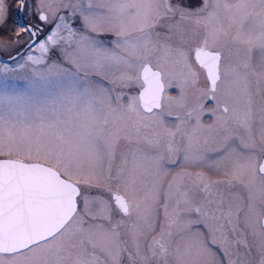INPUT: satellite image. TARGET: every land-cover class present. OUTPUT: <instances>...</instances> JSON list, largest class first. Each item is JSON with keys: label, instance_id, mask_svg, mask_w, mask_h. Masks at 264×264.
Instances as JSON below:
<instances>
[{"label": "snow or ice", "instance_id": "1", "mask_svg": "<svg viewBox=\"0 0 264 264\" xmlns=\"http://www.w3.org/2000/svg\"><path fill=\"white\" fill-rule=\"evenodd\" d=\"M19 6L51 27L0 87V264H264V0Z\"/></svg>", "mask_w": 264, "mask_h": 264}, {"label": "rangeland", "instance_id": "2", "mask_svg": "<svg viewBox=\"0 0 264 264\" xmlns=\"http://www.w3.org/2000/svg\"><path fill=\"white\" fill-rule=\"evenodd\" d=\"M27 2L31 4L32 0H27ZM180 2L184 6L189 8L198 7L200 4V0H180ZM5 4H6V15L3 19V22L0 23V45L8 44V47L7 48L0 47V54L2 55V57H4V58H0V69L3 68V65L7 64L9 68H12L14 70L9 71L7 73L0 72V87H2V82L6 80L10 86V90H12V86H14L15 90H23L27 88L32 81L38 79V77L34 74L31 65L25 68L19 67V65L26 63V57L27 54H29V47L32 44L33 38L29 35L27 31H20L21 28H26V26L23 24L21 19L22 10L20 9L19 6V0H5ZM22 16L24 18V21H26V19L32 21L35 24V26H37L42 30L41 33L38 35L40 37L44 36L51 27V25L45 24L44 22L40 21L36 13L33 10H30L29 8L23 9ZM17 32H20L19 42L11 43L16 39ZM101 38L111 39L110 37H101ZM12 57L14 58L11 59ZM6 59H11L14 61L9 63L5 61ZM48 63L49 64L59 63L64 67H71L69 64H67L66 61L63 60V57L59 52V50H53L48 54ZM39 67L42 70L44 66H39ZM80 75L81 77H83L84 75L83 72H81ZM89 76L93 80L102 79V77L96 76L93 73H89ZM50 79L54 80V78H50ZM103 83L107 84L108 82L107 80H104ZM203 83L204 80L202 78V85ZM123 91L129 95H136L139 92V88L134 86L133 88L124 89ZM167 92L171 96H176V92H178V90L168 89ZM169 122H171V120H169ZM204 123L206 124L211 123V120L206 116L204 117ZM203 170L208 172V174L213 179H215V177L216 179H224L223 176H220L208 169H203ZM233 191H235V189H233ZM251 241L252 238L251 236H249L248 242L250 245H251ZM248 254L250 257L248 256L247 262H249V264H258L259 253L256 251L254 246L252 247L251 253Z\"/></svg>", "mask_w": 264, "mask_h": 264}, {"label": "flooded vegetation", "instance_id": "3", "mask_svg": "<svg viewBox=\"0 0 264 264\" xmlns=\"http://www.w3.org/2000/svg\"><path fill=\"white\" fill-rule=\"evenodd\" d=\"M26 22L30 25H32L33 29L36 30V29H40L38 28L37 26H35V24L32 22V21H29L26 19ZM41 33V31L38 32V35ZM27 47V46H26ZM24 49V48H23ZM22 51V50H21ZM20 51V53H21ZM4 60V59H3ZM5 61L11 63L12 61L14 60H11V59H6ZM203 78V77H202ZM202 78H201V84H202ZM178 95V92H176V96ZM212 104L211 102L208 103L207 107H211ZM206 117V116H205ZM208 118V117H207ZM169 120H171V118H169ZM213 179V178H212ZM216 179V177H215ZM241 227H243V224L241 223ZM251 244H253V241H251ZM214 248L216 246H213ZM249 251L248 249H246L242 244L240 245H236V244H233L231 246V252H230V256L228 258L225 259V264H227V260L228 259H231L232 261L235 262V264H249V262H247V258L249 256ZM250 257V256H249Z\"/></svg>", "mask_w": 264, "mask_h": 264}, {"label": "water", "instance_id": "4", "mask_svg": "<svg viewBox=\"0 0 264 264\" xmlns=\"http://www.w3.org/2000/svg\"><path fill=\"white\" fill-rule=\"evenodd\" d=\"M22 12H23V10L21 11V19H22L23 24H24L26 27H31V28H32L31 25L27 24V23L24 21V18H23V16H22ZM15 56H16V55H15ZM15 56H14V57H15ZM14 57H12L11 59H13ZM0 58H4V57H2V55H0Z\"/></svg>", "mask_w": 264, "mask_h": 264}]
</instances>
